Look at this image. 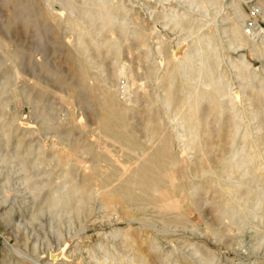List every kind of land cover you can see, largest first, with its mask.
<instances>
[{"label":"rangeland","instance_id":"374dc122","mask_svg":"<svg viewBox=\"0 0 264 264\" xmlns=\"http://www.w3.org/2000/svg\"><path fill=\"white\" fill-rule=\"evenodd\" d=\"M93 1L97 0H0V40L5 43L0 46V264H14L16 253L42 264H61L63 259L66 264H128L139 254L149 255L142 237L153 229L157 230L158 247L168 254V264H264L262 225L242 223L240 232L233 228L209 235L196 228L195 244L201 249L198 255L186 246L174 249L173 242L165 239V225H140L115 197L104 200L102 185L91 187L92 195L83 202L81 213H76L73 205L50 206L48 194L60 180L54 175L49 181L42 175L47 163L38 162L41 144L48 155L55 153L48 150L54 144L57 154L79 159L84 166L81 176L91 174L85 168L96 159V152L88 151L95 135L82 134L79 126L88 120L89 128H95L97 97L85 87L77 60L80 31L67 23L98 34L99 41L115 34L101 32L99 21L94 23L79 14L80 6H90ZM110 1L125 3L129 29L134 26L129 17H140L149 35L148 51L144 53L131 37L125 40L116 34L121 44L118 56L84 54V59L93 62L86 82L91 84L98 73L106 79L104 88L113 93L116 102L133 107L126 116L137 134L143 133L148 96L157 89V77L166 63L160 51V42L166 39L172 51L196 47L210 56L223 100L230 102L229 116L238 120L242 110H257L258 116H248L244 123L252 134L261 135L264 157V0ZM45 12L64 23L57 25L52 18H44ZM233 22L245 34L244 46L226 31ZM210 30L215 32L211 42L203 46L195 42ZM182 57V53L176 55L177 59ZM203 83L201 80L198 85L203 87ZM259 95L261 101L257 100ZM173 112L171 108L163 111L179 144L184 138ZM11 116L22 125L20 148L16 147L19 132L7 138L2 126L3 118ZM101 167L106 170L104 164ZM25 177L36 185L26 182ZM194 206L192 203L190 208ZM202 208L207 220L206 207ZM251 234L257 237L253 239Z\"/></svg>","mask_w":264,"mask_h":264},{"label":"bare ground","instance_id":"6f19581e","mask_svg":"<svg viewBox=\"0 0 264 264\" xmlns=\"http://www.w3.org/2000/svg\"><path fill=\"white\" fill-rule=\"evenodd\" d=\"M126 11L123 1L110 0H97L90 6L78 8L79 14L90 21H99L101 32H115L101 41L96 37L98 34L79 24L67 22L80 31L75 48L77 60L85 87L97 97L95 128H89L88 120L79 126L82 134L95 135L88 151H95L96 159L85 168L90 169L91 174L81 176L79 171L84 166L79 159L70 158L69 154H57L52 143L48 150L55 153L48 155L41 144L38 162L39 165L47 163V170L42 175L49 181L54 175L60 180L48 194L50 206L67 208L73 205L75 212L81 213L83 202L92 195L91 187L102 185L105 188L102 196L104 200L115 197L118 203L133 213L140 225L150 228L154 223L165 225L168 227L165 239L173 242L174 249L186 246L198 255L201 251L195 244L196 228L206 235L230 232L233 228L240 232L242 223L262 225L264 228L262 137L252 134L248 124L244 123L248 116L257 117L258 113L254 108L247 112L242 110L238 120L228 115L230 102L223 100V89L214 73L213 62L208 58L210 56L196 47H187L181 52L172 51L166 39L160 42V51L166 63L157 77V89L148 96L149 105L144 111L142 135H138L127 120L126 114L133 107L116 102L113 93L104 88L106 79L100 73L92 77L91 84L86 82L93 62L87 57L84 59V54L92 52L118 56L121 44L116 34L125 40L131 37L144 49V53L148 51L149 35L140 17L136 14L129 17L134 25L129 29ZM49 14L45 12L43 17L55 20ZM56 23L60 25L64 22L58 19ZM226 31L231 39L239 40L242 46L246 44L245 34L237 23H231ZM214 38L215 32L210 30L201 38H196L195 42L203 46ZM3 44L0 40V46ZM178 53H182L181 59L176 58ZM201 80H204L203 87L198 85ZM257 100L261 101L260 95ZM168 108L179 119L181 138H184L179 144L164 118L163 111ZM2 126L7 138L19 132L16 147L20 148L23 141L20 131L22 125L17 118H3ZM97 144L100 150H96ZM19 156L23 161V156ZM101 164L106 167L105 171ZM25 181L36 185L29 177H25ZM192 203L194 209L190 208ZM203 206L206 207L207 220L203 219ZM194 213L198 218L193 217ZM156 232L153 229L142 237L149 255L139 254L128 264H168V254L157 245ZM256 237L254 235L253 239ZM183 250L186 251V248ZM169 253L170 256L173 254L172 251ZM16 254L18 259L14 264H42L21 253ZM66 262V259L59 261L61 264ZM174 264H178L177 261Z\"/></svg>","mask_w":264,"mask_h":264}]
</instances>
